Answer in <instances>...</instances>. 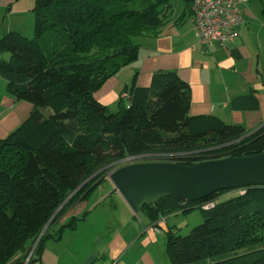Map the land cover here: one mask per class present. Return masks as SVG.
Segmentation results:
<instances>
[{
	"label": "trees",
	"instance_id": "trees-1",
	"mask_svg": "<svg viewBox=\"0 0 264 264\" xmlns=\"http://www.w3.org/2000/svg\"><path fill=\"white\" fill-rule=\"evenodd\" d=\"M192 2L34 0L33 37L10 31L0 38L6 90L33 105L0 138V264H22L32 247L38 258L56 224L74 228L82 218L60 219L126 157L191 165L264 153V123L248 131L190 116L189 86L173 70H157L145 87L134 76L114 112L94 97L137 58L141 37L157 35L173 17L192 16ZM46 107L51 113L43 116ZM234 189L243 193L218 200L232 190L222 189L193 202L163 196L143 204L157 229L164 216L202 211L203 221L187 234L164 229L170 264H264V186ZM208 202L213 206L203 208Z\"/></svg>",
	"mask_w": 264,
	"mask_h": 264
},
{
	"label": "crops",
	"instance_id": "crops-1",
	"mask_svg": "<svg viewBox=\"0 0 264 264\" xmlns=\"http://www.w3.org/2000/svg\"><path fill=\"white\" fill-rule=\"evenodd\" d=\"M33 5L34 0H0V38L10 31L27 36L34 24ZM240 13L243 23L238 34L225 45L215 44L212 51L198 42L190 14L180 19L173 17L157 35L138 40V55L128 65L130 69H125V65L107 78L94 92L95 99L107 107L114 106L134 76L135 84L145 87L157 70H173L189 86L190 116H213L248 131L258 128L264 123V0H246L240 5ZM32 109V103L15 100L7 92L6 82L0 76V138L28 118ZM109 188H113L112 183ZM81 202L68 210L60 222L86 207ZM123 204L125 220L106 225L100 233V240L105 239L102 257L90 258L89 251L84 259L79 257L77 264H105L107 259L110 264H170L165 255V237L164 241L158 237L161 229L171 226L167 224L168 216L155 224L158 230L153 229L154 223L148 218V223L145 220L134 225L128 217L131 210ZM25 259L22 258V264H30Z\"/></svg>",
	"mask_w": 264,
	"mask_h": 264
},
{
	"label": "water",
	"instance_id": "water-1",
	"mask_svg": "<svg viewBox=\"0 0 264 264\" xmlns=\"http://www.w3.org/2000/svg\"><path fill=\"white\" fill-rule=\"evenodd\" d=\"M106 178L136 214L143 204L163 196L193 202L217 190L264 186V153L203 160L191 165L134 161L109 170Z\"/></svg>",
	"mask_w": 264,
	"mask_h": 264
},
{
	"label": "rangeland",
	"instance_id": "rangeland-1",
	"mask_svg": "<svg viewBox=\"0 0 264 264\" xmlns=\"http://www.w3.org/2000/svg\"><path fill=\"white\" fill-rule=\"evenodd\" d=\"M33 35L34 31L32 28L27 37L32 38ZM130 64L131 63L127 64V68L125 69H130L128 67ZM118 100L119 99H117L114 106L112 105L108 107L110 112H114L118 109ZM50 113L51 109L49 107L41 109V114L43 116H48ZM110 184L111 182L109 180L102 181L96 186L90 195L81 202L83 203V206L86 207H83L80 212L74 215L75 217L82 218L76 222L74 228L66 227L59 231V226H54L51 230L53 238L45 239L43 241V248L38 258H36L35 253H33L34 247H32L31 250L29 249L30 251H28L25 261L30 259V264H41L42 262H48V264H57V262L58 264H77L79 262V257L84 259L89 251L92 252L90 258L95 256L102 257L105 239L100 240V233L105 230L106 225L113 226L114 224L122 223L127 216L124 206L122 208L123 203L127 205L126 202L118 192H113V188H109ZM237 193H243V189H232L225 192L219 196L218 200L228 198ZM88 210L91 211L88 212ZM130 213L131 214H129L128 217H130V220L134 225H138L139 221L144 222L145 220V222L148 223L147 217L143 212L139 211L135 214L131 211ZM70 218L71 217L64 222H69ZM167 218H169L167 224H171L170 227L173 231L177 229L179 234H187L193 226L203 221V214L201 209L193 207L185 212L178 211L175 212V214H169ZM158 237L161 241H164V229H161ZM158 243L160 244V242ZM58 257L60 258V261H57ZM107 260L105 264H110L109 260ZM102 262L103 260L101 259L100 263ZM87 264L98 263L89 261Z\"/></svg>",
	"mask_w": 264,
	"mask_h": 264
},
{
	"label": "built area",
	"instance_id": "built-area-1",
	"mask_svg": "<svg viewBox=\"0 0 264 264\" xmlns=\"http://www.w3.org/2000/svg\"><path fill=\"white\" fill-rule=\"evenodd\" d=\"M245 1L246 0H193L191 6L192 27L198 42L202 44L205 49L212 51L215 44L225 45L238 34V29L243 23L240 5ZM122 97H127V94H123ZM134 161L144 160L140 157L129 156L122 161V164ZM211 206H213V203L208 202L203 208H209ZM153 229L158 230L154 225Z\"/></svg>",
	"mask_w": 264,
	"mask_h": 264
}]
</instances>
